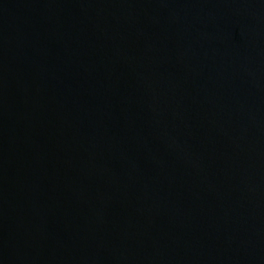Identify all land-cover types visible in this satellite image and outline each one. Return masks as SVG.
I'll return each mask as SVG.
<instances>
[{
  "label": "water",
  "instance_id": "95a60500",
  "mask_svg": "<svg viewBox=\"0 0 264 264\" xmlns=\"http://www.w3.org/2000/svg\"><path fill=\"white\" fill-rule=\"evenodd\" d=\"M0 264H264V0H0Z\"/></svg>",
  "mask_w": 264,
  "mask_h": 264
}]
</instances>
